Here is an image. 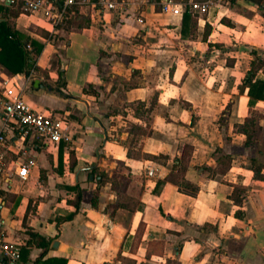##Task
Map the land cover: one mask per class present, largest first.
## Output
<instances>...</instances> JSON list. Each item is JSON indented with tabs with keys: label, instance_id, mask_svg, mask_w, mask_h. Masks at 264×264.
Segmentation results:
<instances>
[{
	"label": "crops",
	"instance_id": "crops-1",
	"mask_svg": "<svg viewBox=\"0 0 264 264\" xmlns=\"http://www.w3.org/2000/svg\"><path fill=\"white\" fill-rule=\"evenodd\" d=\"M120 1L123 8L116 10L77 6L69 16L84 24L69 30L40 13L20 11L14 18L19 33L41 44L35 66L47 76L32 74L31 82L1 64L0 74L30 106L65 118L68 138L58 146L43 144L0 122L7 139L1 239L22 252L13 264H39L41 249L26 244L28 230L51 238L44 259L64 258L66 264H264V181L254 180L251 169L257 151H264V100L251 107L259 128L253 144L245 145L246 135L234 129L250 110L246 89L240 91L250 50L264 59V17L246 1L217 0L197 15L195 37L182 38V17L162 12L161 0ZM222 17L234 26L221 23ZM58 59L64 95L55 91ZM261 70L256 77L264 78ZM138 100L145 104L143 117L130 108L107 116ZM129 125L141 133H130ZM216 150L231 155V162L213 178L205 167L215 165ZM182 157L194 195L165 181ZM25 160L34 165L22 180L16 170ZM93 168L108 180L98 184ZM113 174L130 177L123 191L112 185ZM158 181L163 183L153 192ZM237 186L247 187L238 203L230 198ZM78 188L76 210L71 201Z\"/></svg>",
	"mask_w": 264,
	"mask_h": 264
},
{
	"label": "trees",
	"instance_id": "trees-1",
	"mask_svg": "<svg viewBox=\"0 0 264 264\" xmlns=\"http://www.w3.org/2000/svg\"><path fill=\"white\" fill-rule=\"evenodd\" d=\"M229 1L232 5H235L238 0H225ZM248 3L253 4L258 12L264 17V0H243ZM63 0H59V3L62 4ZM185 3V8L182 15V25H181V36L182 38L187 37H195V30L197 26V13L193 12L190 7L187 5V0H183ZM77 6H71L66 11V16L63 22V27L66 30H69L71 27H80L84 23L79 24L75 22L72 18H70V11L73 13L76 12L74 8ZM20 12L19 4H11V6H5L4 4H0V64L7 68L12 74L23 73L25 78L29 79V81H33L31 79V74H36L39 76V72L44 73L45 77L47 76L46 70H40L35 66V58L41 52V44L36 41L30 39L28 36H24L19 33L15 29L14 18ZM75 17V14H73ZM220 22L233 27V22L226 17H222ZM204 32L203 39H206L207 35ZM46 37H49L50 34L43 33ZM30 46V50L27 48ZM250 54L252 55V60L250 62V68L244 75V79L242 84L240 85V91H244L246 89V93L249 97L248 106L250 108L249 114L245 117V120L242 124H235L234 129L238 132H241L246 135L245 145H250L254 143V140L258 134V126L256 125L257 116L251 112V107L255 105L258 100H264V78L256 77L257 73L262 69V73H264V59L261 58L257 51L252 49L250 50ZM56 66V71L58 73V79L55 83V91L60 95H64L61 88L65 86V80L63 77L64 70L60 67V60L58 59ZM45 85V82L43 83ZM47 87L50 85L47 84ZM124 108H130L133 110L134 115L137 117H143L145 104L142 101H134L124 104L123 108L117 110L115 108L110 109L107 116L121 114L124 115ZM128 131L131 133L132 131L141 133V130L135 128L134 125L128 126ZM109 137V136H107ZM61 143V142H60ZM218 152V154H216ZM215 155V165L214 166H206L205 170L209 172L210 177H216L219 174L226 172L230 167L231 155L224 154L220 152V150H216ZM213 156V155H212ZM5 157V156H4ZM70 157L73 160V152H70ZM176 162L173 163L172 168L165 181H170L178 185L180 191L188 193L190 195H194L197 187L187 183L184 180L185 171L187 169L188 162L183 159H175ZM122 165V162H118ZM75 165V162L72 161L70 163V168L72 169ZM251 169L253 172L252 178L258 181H264V151L258 150L256 157L252 158ZM97 174V183H104L108 180V175L105 172L97 171L96 168L92 169V174ZM95 177V176H94ZM114 181L119 183V185H112L116 188L123 191L130 182V177L124 176L122 174H113ZM163 183V181H158L156 186L153 189V192H158L159 186ZM247 190V187L237 186L234 193L230 195V198L238 203L243 197V194ZM4 191L0 190V195H4ZM96 194L93 193L92 203L95 205ZM81 193L80 189H77V200L71 201L75 209L79 208ZM121 206V204L115 205V208ZM235 215L240 217L241 213L239 211L235 212ZM71 215L66 217H58V222L62 220H67ZM29 238L26 242L27 245H35L36 247L41 249V252L36 257L35 262L39 264H66V260L64 258H47L44 259V256L47 253V250L51 244V238H46L43 235L28 230ZM19 246V245H18ZM20 250V258L22 257V252ZM18 259V261L20 260ZM2 262L8 263L7 259L2 258ZM34 264V263H33Z\"/></svg>",
	"mask_w": 264,
	"mask_h": 264
},
{
	"label": "built area",
	"instance_id": "built-area-1",
	"mask_svg": "<svg viewBox=\"0 0 264 264\" xmlns=\"http://www.w3.org/2000/svg\"><path fill=\"white\" fill-rule=\"evenodd\" d=\"M14 1L18 2L22 13H40L54 26L63 25L66 11L71 6L80 7L93 3L102 10H116L122 9L124 5V2L120 0H63L62 4L59 3V0H10V3H16ZM185 5V3L175 4L173 0H161V11L180 18L183 15ZM187 5L193 12L202 15L217 5V0L190 1ZM139 21L141 22L140 19ZM0 87H2V96H0L2 108L0 122L2 125L13 124L23 137H29L52 146H58L62 140L68 138V126L65 118L36 110L30 106L20 97L19 92H14L10 86V80L2 74H0ZM2 130L0 127V167H3L4 148L7 143ZM32 165H34L33 160L18 163L17 176L26 180ZM146 175L152 176L153 170L148 168ZM4 223V219L0 216V256L10 262H16L20 258L19 246L15 242L1 239Z\"/></svg>",
	"mask_w": 264,
	"mask_h": 264
},
{
	"label": "water",
	"instance_id": "water-1",
	"mask_svg": "<svg viewBox=\"0 0 264 264\" xmlns=\"http://www.w3.org/2000/svg\"><path fill=\"white\" fill-rule=\"evenodd\" d=\"M38 82H39V79H35L34 82H33V85L34 86H37L38 85ZM11 264H13V262H11Z\"/></svg>",
	"mask_w": 264,
	"mask_h": 264
},
{
	"label": "rangeland",
	"instance_id": "rangeland-1",
	"mask_svg": "<svg viewBox=\"0 0 264 264\" xmlns=\"http://www.w3.org/2000/svg\"><path fill=\"white\" fill-rule=\"evenodd\" d=\"M253 114H255V113H253ZM256 116H257V114H255ZM258 136V135H257Z\"/></svg>",
	"mask_w": 264,
	"mask_h": 264
}]
</instances>
